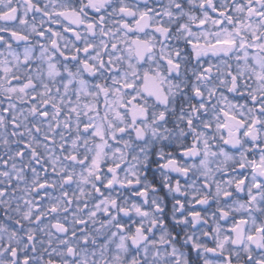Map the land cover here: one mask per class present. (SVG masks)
Instances as JSON below:
<instances>
[{"label": "snow or ice", "instance_id": "snow-or-ice-1", "mask_svg": "<svg viewBox=\"0 0 264 264\" xmlns=\"http://www.w3.org/2000/svg\"><path fill=\"white\" fill-rule=\"evenodd\" d=\"M0 264H264V0H0Z\"/></svg>", "mask_w": 264, "mask_h": 264}]
</instances>
